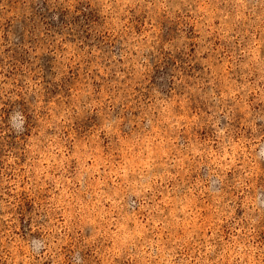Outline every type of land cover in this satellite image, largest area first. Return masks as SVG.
<instances>
[{"label": "clouds", "instance_id": "clouds-1", "mask_svg": "<svg viewBox=\"0 0 264 264\" xmlns=\"http://www.w3.org/2000/svg\"><path fill=\"white\" fill-rule=\"evenodd\" d=\"M49 2L55 24L61 23L57 8L69 23L95 11V31L87 29L92 38L119 39L123 50L105 54V67L101 49L56 37V81L87 67L85 83L72 92L76 115L89 113L79 139L71 109L45 105L40 81L29 77L22 87L4 58L0 110L7 126L0 138L14 147L0 155V264H83L85 258L87 264H264L256 221L242 223L264 208V189L245 195L264 176V0ZM165 22L171 36L161 34ZM161 44L172 61L167 94L157 75L162 69L146 55L159 56ZM110 76L98 91L91 87L90 77L99 83ZM194 103L207 111L193 112ZM237 113L242 119L234 128ZM143 162L150 182L122 174L133 166L143 173ZM201 169L207 180L191 181ZM213 177L218 187L209 195L204 185ZM118 178L142 198L139 212L127 218L104 208L119 203L106 195ZM160 186L173 195L167 214L155 201ZM233 191L244 196L246 210L236 221ZM137 215L140 223L128 229Z\"/></svg>", "mask_w": 264, "mask_h": 264}, {"label": "rangeland", "instance_id": "rangeland-1", "mask_svg": "<svg viewBox=\"0 0 264 264\" xmlns=\"http://www.w3.org/2000/svg\"><path fill=\"white\" fill-rule=\"evenodd\" d=\"M0 5H3L0 8V65H4V58H7V65L10 66L14 73L18 74L21 77L20 84L24 86V80L29 77L33 82L39 80L41 88L40 95L43 97L45 105L49 103H54L58 107L63 106L69 108L72 111L73 124L72 128L75 130V134L79 139L84 135V122L89 119V113L87 110L82 112L81 115L77 116L75 109L72 107L74 101L72 99V92L79 85L85 83L81 80V75L87 74V67L83 69V73L77 69L71 70L69 73L60 77L59 81H56V77L59 74V63L56 57V50L59 48V45L56 43L57 36H63L67 34V40L76 42L78 40H83L84 44L91 49L93 46L101 49V64L107 67V64L102 59L105 54H108L109 58L112 52L119 54L121 49L119 47V39L116 41L105 40L100 36H96L95 39L92 38V35L88 32V28H91L92 31H95L93 21H95L96 15L95 11L92 12L91 16L84 14L81 17H77L72 20L71 23L65 17L67 13L62 10V8H57L56 10L61 14V23L55 24L51 20L52 16V5L49 0H0ZM9 13H11L9 15ZM140 21V18H137ZM79 21V23H77ZM142 23V21H141ZM87 25V28L85 27ZM136 32L139 34L141 32V27L138 25L136 27ZM43 34L41 38L40 34ZM167 34L168 36L172 35L171 26L167 25L165 22V27L162 29V35ZM83 50V48H81ZM160 53L159 56H154L152 53H147L150 62H152L156 68L162 69L157 75L163 81V87L161 91L168 93L169 87V74L170 69L172 68V61L169 60V54L163 51V46L161 44L160 48L157 49ZM191 51H195L194 48ZM179 59V57H177ZM198 67V66H197ZM122 71V69H121ZM99 73L93 71L92 76H98ZM91 80V87L98 91L102 85L107 84L112 76L105 80L103 77H100V82L98 83L95 79L89 78ZM149 91L152 90L153 85H148ZM86 90V88H85ZM87 99V98H85ZM251 99V98H250ZM31 100H35V96L31 97ZM23 104V98L20 102ZM84 106V100L81 101V108ZM198 108L207 111L203 107V104H192L191 109L193 112H196ZM119 111V109H117ZM6 110H0V121H3V126H0V131L4 130V127L7 126V116L5 114ZM43 114V113H42ZM101 117L96 116L94 123L99 124L101 122ZM242 119L241 115L237 113L235 117L234 128L240 127V120ZM92 122V121H90ZM223 124L224 121L222 120ZM195 131V129H194ZM67 135V133H66ZM203 138V136L201 137ZM14 147L13 141L8 137L0 138V155H4L5 152ZM259 151V149H257ZM144 172L140 173L133 166L131 169L125 167L121 169L122 174L126 175L130 180L139 181L141 176L146 182H150L152 179V173L148 171L149 164L148 162H143ZM261 167L264 168V163L261 164ZM71 172V169L69 170ZM207 171L201 169L200 172L193 174L191 176V181L195 180H207ZM232 178V174H229V179ZM117 187H114L112 191L107 192L106 195L111 197L113 200L118 201L117 205H113L111 201L104 204V208L109 211L112 215H119L127 218L134 211L139 212L138 205L141 203L142 198L138 199L137 196L133 195L134 189L129 187L126 184H120L119 178L116 181ZM156 184L159 185V181H156ZM210 186V187H209ZM139 185H137V188ZM205 188H209L210 193L214 192L218 185L215 183L214 177L204 185ZM256 189H264V176H262L261 181L256 185L255 189H249L245 195L254 196ZM155 192V188L153 189ZM261 195L264 196V191L261 192ZM232 196H238V199L235 202V216L233 221L241 220L245 215V208L243 207L244 196L239 195L238 192H231L229 194V199ZM173 195L169 193L168 190L164 189L163 186H160V191L155 195V201L160 204V207L165 210V213L170 210L167 205L171 201ZM103 203V201H101ZM116 211H113V209ZM27 211H31L29 206ZM260 215L257 213H251L247 220H243L242 223L247 225L251 221H256L254 225L259 232L260 239L264 240V208L260 209ZM23 219V217H21ZM140 223L139 217L134 216L127 224L128 229L135 228L136 224ZM124 229L122 228V231ZM42 234L39 232L33 233V237L37 240L41 239ZM227 239V235H225ZM103 251V249H101ZM219 252V247L217 248ZM72 255H75L74 253ZM85 255V254H81ZM70 259L71 257H66ZM210 259H215V254L210 257ZM46 264H51V261H46ZM72 264H75V261H72ZM83 264H87V258L83 261Z\"/></svg>", "mask_w": 264, "mask_h": 264}]
</instances>
